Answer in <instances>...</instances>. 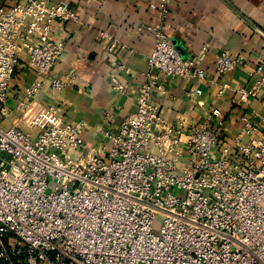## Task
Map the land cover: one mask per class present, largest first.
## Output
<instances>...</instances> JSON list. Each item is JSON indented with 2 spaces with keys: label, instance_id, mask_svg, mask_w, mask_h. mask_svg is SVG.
Segmentation results:
<instances>
[{
  "label": "built area",
  "instance_id": "built-area-1",
  "mask_svg": "<svg viewBox=\"0 0 264 264\" xmlns=\"http://www.w3.org/2000/svg\"><path fill=\"white\" fill-rule=\"evenodd\" d=\"M174 2L150 3L162 24ZM57 20L80 22V15L65 0H0V116L23 53L39 80L19 108L46 83L57 93L66 87L52 73L63 50L54 36ZM141 30L155 42L149 69L137 111L117 131H103L109 143L88 146L85 124L65 122L53 106L34 118L36 136L0 125V264H264V124L244 114L240 133L223 141L219 107L199 123H168L154 94L167 78L201 82L207 72L181 57L162 25ZM111 38L101 31L100 39ZM114 47L112 41L108 49ZM241 64V56L223 50L215 69L221 75ZM252 75L237 102L264 103V62ZM111 79L123 89L116 73ZM227 88L220 84L218 95ZM260 128L258 137L243 139Z\"/></svg>",
  "mask_w": 264,
  "mask_h": 264
},
{
  "label": "crops",
  "instance_id": "crops-1",
  "mask_svg": "<svg viewBox=\"0 0 264 264\" xmlns=\"http://www.w3.org/2000/svg\"><path fill=\"white\" fill-rule=\"evenodd\" d=\"M65 1L78 10L80 22H55L54 36L63 50L52 73L68 83L60 93L46 83L26 108H19L26 88L39 80L23 53L10 80L7 112L0 116L3 128L18 126L36 136L41 127L32 123L34 118L43 107L53 106L65 122L85 124L82 136L88 146L109 143L103 131H117L123 120L137 111L136 94L155 46L153 36L141 30L147 24L162 25L181 57L207 72L201 82L167 78L164 90L154 94L153 100L168 123L176 124L181 117L188 123H199L210 109L219 107L225 115L223 141L240 133L244 114L255 124H264L261 98L237 102L239 89L253 85L256 76L252 72L264 62V0H175L164 24L159 12L150 9V3L157 0ZM101 31L112 38L100 39ZM112 41L115 47L110 51ZM223 50L241 56L242 64L218 75L215 62ZM112 73H116L122 90L114 87ZM223 83L228 88L220 96L219 85ZM197 85L202 94H190ZM108 114L112 115L109 121L105 118ZM260 134L261 128L243 139Z\"/></svg>",
  "mask_w": 264,
  "mask_h": 264
},
{
  "label": "rangeland",
  "instance_id": "rangeland-1",
  "mask_svg": "<svg viewBox=\"0 0 264 264\" xmlns=\"http://www.w3.org/2000/svg\"><path fill=\"white\" fill-rule=\"evenodd\" d=\"M2 156L5 157V158H9V155H7L6 153H3ZM161 219H162L161 216L158 217V221H156V223H155L156 228H159Z\"/></svg>",
  "mask_w": 264,
  "mask_h": 264
}]
</instances>
